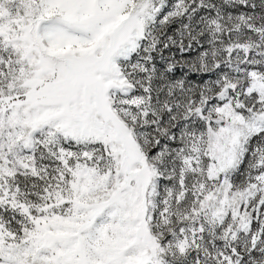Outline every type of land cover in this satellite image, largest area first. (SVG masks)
Returning a JSON list of instances; mask_svg holds the SVG:
<instances>
[{
  "label": "snow or ice",
  "instance_id": "snow-or-ice-1",
  "mask_svg": "<svg viewBox=\"0 0 264 264\" xmlns=\"http://www.w3.org/2000/svg\"><path fill=\"white\" fill-rule=\"evenodd\" d=\"M0 264H264V0H0Z\"/></svg>",
  "mask_w": 264,
  "mask_h": 264
}]
</instances>
